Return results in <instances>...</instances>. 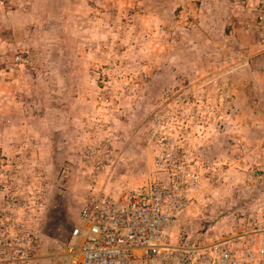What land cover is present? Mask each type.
<instances>
[{
  "label": "rangeland",
  "instance_id": "rangeland-1",
  "mask_svg": "<svg viewBox=\"0 0 264 264\" xmlns=\"http://www.w3.org/2000/svg\"><path fill=\"white\" fill-rule=\"evenodd\" d=\"M179 132L200 181L172 235L264 246V0H0V160L45 188L39 264Z\"/></svg>",
  "mask_w": 264,
  "mask_h": 264
},
{
  "label": "built area",
  "instance_id": "built-area-1",
  "mask_svg": "<svg viewBox=\"0 0 264 264\" xmlns=\"http://www.w3.org/2000/svg\"><path fill=\"white\" fill-rule=\"evenodd\" d=\"M182 133H158L149 180L116 196L92 191L63 247V264H264V246L172 235L199 181L198 161ZM204 166V161H199ZM15 167V168H12ZM46 191L0 160V264H39Z\"/></svg>",
  "mask_w": 264,
  "mask_h": 264
},
{
  "label": "trees",
  "instance_id": "trees-1",
  "mask_svg": "<svg viewBox=\"0 0 264 264\" xmlns=\"http://www.w3.org/2000/svg\"><path fill=\"white\" fill-rule=\"evenodd\" d=\"M71 230V229H70Z\"/></svg>",
  "mask_w": 264,
  "mask_h": 264
}]
</instances>
